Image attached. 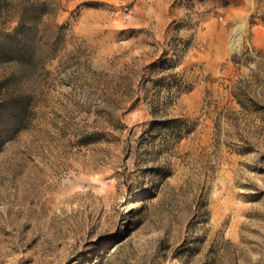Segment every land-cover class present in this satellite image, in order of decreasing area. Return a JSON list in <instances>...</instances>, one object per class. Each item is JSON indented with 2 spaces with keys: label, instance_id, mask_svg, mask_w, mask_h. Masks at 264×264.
<instances>
[{
  "label": "rangeland",
  "instance_id": "1",
  "mask_svg": "<svg viewBox=\"0 0 264 264\" xmlns=\"http://www.w3.org/2000/svg\"><path fill=\"white\" fill-rule=\"evenodd\" d=\"M0 50V264H264V0H0Z\"/></svg>",
  "mask_w": 264,
  "mask_h": 264
},
{
  "label": "trees",
  "instance_id": "2",
  "mask_svg": "<svg viewBox=\"0 0 264 264\" xmlns=\"http://www.w3.org/2000/svg\"><path fill=\"white\" fill-rule=\"evenodd\" d=\"M31 9H33V6L30 7ZM36 8V7H35ZM34 8V9H35ZM17 31L14 32L11 36H16ZM1 53L2 50H0ZM8 55H11L13 58L11 61H32L33 58V54L30 55H20L19 51L17 50L16 47H12L10 46V50L8 51ZM9 100L5 99L2 103H0V142L3 140H5V134L6 132H9L11 130L14 129H18V127H21L23 121H24V107L23 104L20 102L19 104H17V102H15V104L13 103H8ZM7 110V112H6ZM3 135V136H2Z\"/></svg>",
  "mask_w": 264,
  "mask_h": 264
}]
</instances>
